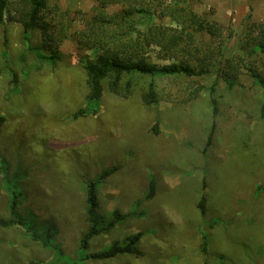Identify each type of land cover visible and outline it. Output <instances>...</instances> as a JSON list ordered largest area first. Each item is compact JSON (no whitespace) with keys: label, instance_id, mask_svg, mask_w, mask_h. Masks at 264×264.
Instances as JSON below:
<instances>
[{"label":"rangeland","instance_id":"obj_1","mask_svg":"<svg viewBox=\"0 0 264 264\" xmlns=\"http://www.w3.org/2000/svg\"><path fill=\"white\" fill-rule=\"evenodd\" d=\"M188 1L238 34L250 20L264 22V0ZM47 3L71 23L70 36L54 42L56 61L52 47L37 49L41 30L28 45L19 22H0V264H264V87L243 76L232 90L219 80L213 92L215 75L164 77L146 104L150 77L129 97L106 82L97 112L82 116L83 62L94 52L72 35L97 1ZM91 217L102 231L84 243ZM137 232L139 253L91 256Z\"/></svg>","mask_w":264,"mask_h":264},{"label":"trees","instance_id":"obj_2","mask_svg":"<svg viewBox=\"0 0 264 264\" xmlns=\"http://www.w3.org/2000/svg\"><path fill=\"white\" fill-rule=\"evenodd\" d=\"M96 1L93 13L83 17V27L75 30L72 35L79 48L94 52V58L83 62L89 93L86 106L78 112L80 115L97 112L106 82L111 92L129 97L138 78L150 77L148 90L143 92L146 104L157 101L155 80L164 77L215 75L216 79L211 86L213 92L219 80L222 79L226 87L232 90L240 85L243 76L264 87L263 21H248L238 34L226 30L222 24L196 11L188 0L175 3H167L165 0ZM114 5H118L120 9L110 12L109 8ZM56 11L59 9L51 10L48 7L47 0H0V22L5 20L6 15L19 22L23 26L28 45L31 32L41 30L43 43L37 49L52 47L50 59L54 61L59 59L54 48L70 36L68 29L71 27L68 19H55V16L60 17ZM49 13L53 15L51 19ZM212 104L213 115L216 116V99H212ZM261 110L264 116V103ZM3 121L4 118L0 117V127ZM154 131L157 132L156 127ZM98 183V180H93L87 187L90 212H95L97 207ZM153 194L152 190L149 196ZM15 206L16 202L12 201L13 213ZM200 207L204 212L205 197L202 198ZM113 215L116 219L121 217L117 211ZM90 221L93 224L84 235V243L102 231L97 219L91 217ZM1 223L10 224L5 221ZM110 225H113L112 222L108 227ZM210 227H214V224L211 223ZM141 237L142 232H137L126 237L124 244L115 242L91 256L109 258L124 252L139 253L136 243ZM209 247V235L203 234L201 252L207 254Z\"/></svg>","mask_w":264,"mask_h":264}]
</instances>
